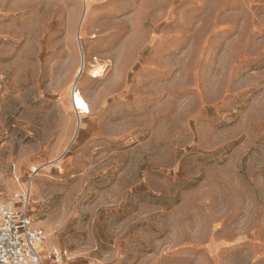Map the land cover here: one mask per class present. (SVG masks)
<instances>
[{"label": "rangeland", "instance_id": "1", "mask_svg": "<svg viewBox=\"0 0 264 264\" xmlns=\"http://www.w3.org/2000/svg\"><path fill=\"white\" fill-rule=\"evenodd\" d=\"M25 185L44 264H264V0H0Z\"/></svg>", "mask_w": 264, "mask_h": 264}, {"label": "built area", "instance_id": "2", "mask_svg": "<svg viewBox=\"0 0 264 264\" xmlns=\"http://www.w3.org/2000/svg\"><path fill=\"white\" fill-rule=\"evenodd\" d=\"M18 184L19 179L12 174ZM30 185L19 186L5 201L0 202V264H44L40 246L46 233L34 226ZM47 259L60 264L69 259L65 249H53Z\"/></svg>", "mask_w": 264, "mask_h": 264}, {"label": "bare ground", "instance_id": "3", "mask_svg": "<svg viewBox=\"0 0 264 264\" xmlns=\"http://www.w3.org/2000/svg\"><path fill=\"white\" fill-rule=\"evenodd\" d=\"M79 73H80V70L78 71V76H79ZM72 104H73L74 109H76L77 113L79 114V122H80V111L84 110V106L79 101V99L76 97L75 93H73L72 95Z\"/></svg>", "mask_w": 264, "mask_h": 264}, {"label": "crops", "instance_id": "4", "mask_svg": "<svg viewBox=\"0 0 264 264\" xmlns=\"http://www.w3.org/2000/svg\"><path fill=\"white\" fill-rule=\"evenodd\" d=\"M8 197H9V196H8ZM8 197H7V198H8ZM42 250H43V251H45V249H44V248H43ZM40 253H41V251H40ZM41 254H42V253H41Z\"/></svg>", "mask_w": 264, "mask_h": 264}]
</instances>
